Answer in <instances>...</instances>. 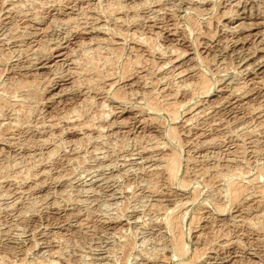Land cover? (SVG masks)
Masks as SVG:
<instances>
[{
  "label": "rangeland",
  "instance_id": "rangeland-1",
  "mask_svg": "<svg viewBox=\"0 0 264 264\" xmlns=\"http://www.w3.org/2000/svg\"><path fill=\"white\" fill-rule=\"evenodd\" d=\"M187 262L264 264V0H0V264Z\"/></svg>",
  "mask_w": 264,
  "mask_h": 264
},
{
  "label": "bare ground",
  "instance_id": "bare-ground-1",
  "mask_svg": "<svg viewBox=\"0 0 264 264\" xmlns=\"http://www.w3.org/2000/svg\"><path fill=\"white\" fill-rule=\"evenodd\" d=\"M22 5V4H21ZM74 5V4H73ZM113 5V4H112ZM93 6V5H92ZM120 7V6H119ZM67 8V7H66ZM95 8V7H94ZM103 8V7H102ZM125 8V7H124ZM62 9V8H61ZM111 9V8H110ZM126 9V8H125ZM137 9V8H136ZM107 10H109V8L107 9ZM83 11V10H82ZM90 11V10H89ZM116 12V11H115ZM109 13V12H108ZM24 14V13H23ZM27 15V14H26ZM24 16V15H23ZM34 16V15H33ZM30 17V16H29ZM87 17V16H86ZM96 18V17H95ZM26 19V18H25ZM30 20V19H29ZM74 20V19H73ZM116 20V19H115ZM119 20H121V19H119ZM118 20V21H119ZM75 21V20H74ZM68 22V21H67ZM116 22V21H115ZM124 22V21H123ZM195 23V22H194ZM85 28V27H84ZM121 30V29H120ZM117 32V31H116ZM87 33V32H86ZM136 36V35H135ZM146 36V35H145ZM134 37V36H133ZM147 37V36H146ZM139 38V37H138ZM207 38V37H206ZM131 39V38H130ZM141 39H143V37L141 38ZM137 40V39H136ZM102 41V40H101ZM106 41V40H105ZM141 41V40H140ZM145 41V40H144ZM143 41H141L140 43H142ZM139 43V42H138ZM145 43V42H144ZM148 44V43H147ZM152 44V43H151ZM100 45H101V43H100ZM103 45V44H102ZM19 46V45H18ZM99 46V45H98ZM150 46V45H149ZM153 47V46H152ZM57 48V47H56ZM131 48V47H130ZM148 48V47H147ZM146 50V49H145ZM159 50V49H158ZM94 51V50H93ZM115 51V50H114ZM140 51V50H139ZM157 51V50H156ZM169 51V50H168ZM83 53V52H82ZM108 54V53H107ZM138 54V53H137ZM97 55V54H96ZM171 55V54H170ZM144 56V55H143ZM69 57V56H68ZM100 57V56H99ZM106 57V59H104L105 60V62L103 63V66L104 65H106V66H108L107 65V63H110V59H109V57L107 58V56H105ZM118 57V56H117ZM83 58V57H82ZM91 58H93V57H91ZM101 58V57H100ZM98 59V60H101V59ZM102 58H103V55H102ZM119 58V57H118ZM135 58H137L136 57V55H135ZM138 58H140V56L138 57ZM88 59V58H87ZM94 59V58H93ZM93 59H91V60H93ZM117 59V58H116ZM134 59V58H133ZM67 60V59H66ZM97 60V59H96ZM115 60V59H114ZM103 61V60H102ZM137 61V60H136ZM59 62V61H58ZM90 62V61H89ZM88 62V63H89ZM95 60H94V64L92 63V62H90V63H92L91 65H95ZM100 62V61H99ZM112 62V64H113V61H111ZM130 62V61H129ZM135 62V61H134ZM86 63V62H85ZM171 63H173V62H171ZM111 64V65H112ZM141 64V63H140ZM86 65H88L87 63H86ZM96 65H97V63H96ZM100 65H102L101 64V62H100ZM82 66H84V65H82ZM110 66V65H109ZM108 66V67H109ZM81 68V66L79 65V66H77L76 68ZM88 66H86V67H84V68H87ZM92 67V66H91ZM94 67H97V66H94ZM94 67H93V69H91L90 68V66L88 67L91 71L92 70H94ZM124 67H126V66H124ZM137 67V66H136ZM154 67V66H153ZM84 68H81V69H83L84 71L85 70H88V71H85V72H89V69H84ZM97 68H99V67H97ZM101 68V67H100ZM113 69V68H112ZM146 69V68H145ZM83 70H82V72L81 73H83ZM105 70V69H104ZM117 70V69H116ZM130 70V69H129ZM70 71V70H69ZM122 71H123V69H122ZM128 71V70H127ZM184 71V70H183ZM63 72H64V70H63ZM72 72H74L73 70H72ZM84 72V73H85ZM93 72V71H92ZM98 72H99V70H98ZM104 72H106V70L104 71ZM111 71H108V74L110 73ZM139 72V71H138ZM75 74L76 73H78L77 71L76 72H74ZM80 73V72H79ZM80 73V74H81ZM96 73V72H95ZM101 74H102V71L100 72ZM125 73V72H124ZM180 73V72H179ZM113 74V73H112ZM130 74V73H129ZM185 74V73H184ZM77 75V77L79 76L78 74H76ZM75 75V76H76ZM83 75V74H82ZM93 75V74H92ZM91 75V76H92ZM107 75V74H106ZM156 75V74H155ZM171 75V74H170ZM175 75V74H174ZM61 76V75H60ZM81 76V75H80ZM79 76V77H80ZM101 76V75H100ZM99 75H98V77L99 78H101ZM104 76V75H103ZM109 76V75H108ZM146 76V75H145ZM151 76V75H150ZM182 76V75H181ZM202 76V75H201ZM110 77V76H109ZM185 77V76H184ZM204 77V76H203ZM60 78V77H59ZM83 78H85L84 76H83ZM97 79V76L96 77H94V76H92V77H88V78H85L86 79V81L84 82V79H79V80H77V81H79V82H81V84H85V83H88L89 84V82H91V81H93V80H96ZM145 78V77H144ZM165 78V77H164ZM164 78H163V81H167V79H165L164 80ZM168 78H170V77H168ZM78 79V78H77ZM102 79V78H101ZM103 79H106V78H103ZM146 79V78H145ZM203 79V78H202ZM76 80V79H75ZM98 80V79H97ZM204 80H206V78L204 79ZM208 80V79H207ZM74 81V80H73ZM101 81V80H100ZM162 81V80H161ZM169 81V80H168ZM167 81V82H168ZM200 81H201V79H200ZM75 82V81H74ZM84 82V83H83ZM96 82V81H95ZM105 82V81H104ZM135 82V81H134ZM133 82V83H134ZM149 82V81H148ZM205 82V81H204ZM107 83V82H106ZM117 83V82H116ZM116 83H114V84H111L112 86L114 85H116ZM145 83V82H144ZM151 83V82H150ZM154 83H155V81H154ZM166 83V82H165ZM164 83V84H165ZM80 84V83H79ZM101 84H102V82H101ZM147 84V83H146ZM153 84V83H152ZM167 84V83H166ZM165 84V85H166ZM208 84H210V83H200V84H198V86L200 87V91L201 92H206V91H204V89H206V90H209V89H207L206 88V86L208 85ZM255 84V83H254ZM23 85V84H22ZM34 85V84H33ZM95 85H97V84H95ZM195 85H197V84H195ZM32 86V85H31ZM86 86V85H85ZM146 86V85H145ZM150 86V85H149ZM177 86V85H176ZM184 86V85H183ZM189 86V85H188ZM192 86V85H191ZM82 87V86H81ZM108 87H109V85H108ZM147 87V86H146ZM165 87V86H164ZM166 87H167V85H166ZM208 87H209V85H208ZM93 88V87H92ZM99 88V87H98ZM112 88V87H111ZM110 88V89H111ZM123 88V87H122ZM189 88V87H188ZM187 88V89H188ZM193 88V87H192ZM196 88V87H195ZM97 89V88H96ZM102 89V88H101ZM162 89V88H161ZM167 89V88H166ZM165 88H164V91L166 90ZM177 89V88H176ZM198 89V88H197ZM196 89V90H197ZM203 89V90H202ZM30 90V89H29ZM33 90V89H32ZM38 90V89H37ZM92 90V89H91ZM109 90V89H108ZM131 90V89H130ZM195 90V91H196ZM34 91V90H33ZM90 91V90H89ZM110 91V90H109ZM121 91V90H120ZM123 91V90H122ZM198 91V90H197ZM199 91V92H200ZM78 92V91H77ZM150 92V91H149ZM21 93V92H20ZM109 93V92H108ZM114 93V92H113ZM148 93V92H147ZM155 93V92H154ZM198 93V92H197ZM23 94V93H22ZM30 94V93H29ZM28 94V95H29ZM32 94V93H31ZM85 94V93H84ZM88 94V93H87ZM87 94H85V95H87ZM119 93L117 92V97L119 96L118 95ZM126 94V93H125ZM131 94V93H130ZM167 94V93H166ZM173 94V93H172ZM90 95V94H89ZM145 95V94H144ZM149 95V94H148ZM204 95V94H203ZM114 96V95H113ZM147 96V95H146ZM25 97V96H24ZM32 97V96H31ZM105 97V96H104ZM108 97V96H107ZM116 97V98H117ZM122 97V96H121ZM192 97V96H191ZM29 98V97H28ZM83 98V97H82ZM92 98V97H91ZM113 98H115V97H113ZM127 98H128V96H127ZM151 98V97H150ZM150 98H149V101H150ZM27 99V98H26ZM118 99H119V101H120V97H118ZM117 99V100H118ZM122 99V98H121ZM126 99V98H125ZM144 100H146L145 98H143ZM153 99V98H152ZM23 100H24V98H23ZM32 100V99H31ZM85 100V99H84ZM114 100V99H113ZM124 100V99H123ZM30 101V100H29ZM122 101V100H121ZM149 101H147L149 104V108L151 109V110H160L161 109V111L163 110V108H165L166 110H167V112L168 111H170V114L172 115V116H175L176 115V113H177V109L176 108H178V107H176L175 105H177L176 103L174 104V103H171V102H167L168 104L170 103L171 105H169V106H167V105H165V106H167L169 109L171 108V107H173L174 108V106L176 107V108H174V109H172V110H169L168 108H166L165 106H160V105H157L156 104V102H152V100L149 102ZM24 102H27V101H24ZM90 102V101H89ZM166 103V104H167ZM77 104V103H76ZM174 106H173V105ZM181 104V103H180ZM25 105V104H24ZM26 105H28V104H26ZM36 105V104H35ZM39 105V104H38ZM80 105V104H79ZM83 105V104H82ZM81 105V106H82ZM86 105V104H85ZM106 105V104H105ZM179 105V104H178ZM177 105V106H178ZM186 105V104H185ZM76 106V105H75ZM171 106V107H170ZM22 108H23V106H21ZM27 107V106H26ZM31 107V106H30ZM83 107V106H82ZM103 107V106H102ZM20 108V107H19ZM21 108V109H22ZM36 108V107H35ZM260 108V107H259ZM26 109V108H25ZM29 109H31V108H29ZM28 109V110H29ZM75 109V108H74ZM79 109V108H78ZM84 109V108H83ZM83 109H81V110H83ZM85 109H86V107H85ZM35 110V109H34ZM178 111H179V109H178ZM29 112H31L30 110H29ZM135 112V111H134ZM154 112V111H153ZM25 113V115H26V113H27V110H24V108H23V111H22V113H20V114H24ZM28 114V113H27ZM31 114V113H30ZM169 113H167V115H168ZM70 115V114H69ZM169 116V115H168ZM19 117H21V116H19ZM24 118H25V116H23ZM23 117H22V119H23ZM70 117V116H69ZM94 117H96L95 115H94ZM176 118H178V116L176 117ZM21 119V118H20ZM162 119V118H161ZM171 119H175V118H171ZM191 120V119H190ZM91 121V120H90ZM153 121V120H152ZM156 121V120H155ZM161 121V120H160ZM186 121V120H185ZM18 122V121H17ZM23 122H25V121H23ZM29 122V121H28ZM146 122V121H145ZM26 123V122H25ZM96 123V122H95ZM94 123V124H95ZM144 124V123H143ZM89 127V126H88ZM98 128V127H97ZM94 129H96V128H94ZM169 130H170V128H168ZM99 130H101V129H99ZM96 131V130H95ZM170 133H169V135L171 134V137L173 138V140H177L178 139V135H177V131H176V129H173V128H171V130L169 131ZM50 136V135H49ZM169 137V136H168ZM197 138V137H196ZM8 140V139H7ZM44 140V139H43ZM84 140V139H83ZM172 140V139H171ZM46 141V140H45ZM44 141V142H45ZM178 141V140H177ZM180 141V140H179ZM43 142V141H42ZM5 143V142H4ZM9 143V142H8ZM7 143V144H8ZM158 143V142H157ZM209 143V142H208ZM6 144V143H5ZM159 145V144H158ZM164 145V144H163ZM161 147V146H160ZM153 148H154V146H153ZM173 152V151H172ZM175 153H176V151H175ZM173 155L172 156H170L169 158H167L166 159V161H165V159H164V162L166 163V174H167V177L171 180V179H173L174 178V176H176L175 175V173L177 174V170H178V166H179V156L178 155H176V154H174V153H172ZM214 154V153H213ZM169 155H171V154H169ZM165 157H166V155H165ZM181 165V164H180ZM261 172V171H260ZM23 173V172H22ZM41 173V172H40ZM235 173V172H234ZM237 174V173H236ZM239 174V173H238ZM43 175V174H42ZM240 176V175H239ZM262 176V175H261ZM241 177V176H240ZM259 178V177H258ZM44 180V179H43ZM255 181V180H254ZM187 184V183H186ZM232 184V183H231ZM236 184V183H235ZM234 183L231 185V186H229L230 187V189H228L229 190V196H230V198L229 199H231L232 201L236 198L237 199V197H236V195L238 194V192H239V185L237 184V185H235ZM230 185V184H229ZM260 185V184H259ZM241 188V187H240ZM247 188V187H246ZM245 189V188H244ZM241 190H243V189H241ZM258 190V189H257ZM262 190V189H261ZM255 191V190H254ZM228 192V191H227ZM195 193V192H194ZM240 193V192H239ZM258 193V192H257ZM216 194V193H215ZM254 194V193H253ZM260 194V193H259ZM239 195V194H238ZM253 196V195H252ZM242 197V196H241ZM247 198V197H246ZM250 198V197H249ZM263 198V197H262ZM255 199V198H254ZM195 200V199H194ZM193 200V201H194ZM261 200V199H260ZM231 201V202H232ZM186 204V203H185ZM233 204V203H232ZM254 207V206H253ZM218 208V207H217ZM160 210V209H159ZM177 212V211H176ZM200 212V211H199ZM203 212V211H202ZM222 212V211H221ZM251 212V211H250ZM172 213H174V212H172ZM199 214V213H198ZM197 214V215H198ZM168 215V214H167ZM172 215V214H171ZM178 215V214H177ZM180 215V214H179ZM179 215L178 216H174V215H172L171 217L169 216V217H167L168 219H167V221L169 220L170 221V229H169V231H171V233H172V239H173V241H172V243H173V247H174V249H175V251L176 252H178V254L179 255H181V256H183V254H185V248H184V237L183 236H181V235H179L180 233L177 231V227L179 228V226H180V222L178 221V219H179ZM20 216V215H19ZM181 217V216H180ZM197 217H199V216H197ZM196 217V218H197ZM259 217V216H258ZM185 218V217H184ZM183 218V219H184ZM165 220V219H164ZM168 221V222H169ZM193 221V220H192ZM179 222V223H178ZM190 222V221H189ZM167 223V222H166ZM168 224V223H167ZM193 224V223H192ZM179 225V226H178ZM229 225V224H228ZM168 227V226H167ZM198 229V228H197ZM220 229V228H219ZM179 230V229H178ZM182 230V229H181ZM180 231V230H179ZM183 234V233H182ZM219 234V233H218ZM199 235V234H198ZM211 237V236H210ZM230 242V241H229ZM226 243V242H225ZM126 246V245H125ZM186 247V246H185ZM196 251V250H195ZM194 251V253H196ZM177 254V255H178ZM197 254V253H196ZM159 257H160V255H159ZM197 257V256H196ZM151 258V257H150ZM164 261V260H163ZM147 262V261H146ZM189 262H187V263H183V264H188ZM14 264V263H13ZM182 264V263H181ZM189 264H191V263H189Z\"/></svg>",
  "mask_w": 264,
  "mask_h": 264
}]
</instances>
